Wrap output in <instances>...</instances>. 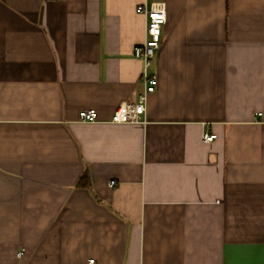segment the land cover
<instances>
[{
    "label": "crops",
    "instance_id": "crops-1",
    "mask_svg": "<svg viewBox=\"0 0 264 264\" xmlns=\"http://www.w3.org/2000/svg\"><path fill=\"white\" fill-rule=\"evenodd\" d=\"M147 1L0 0V264H264V0H162L113 124Z\"/></svg>",
    "mask_w": 264,
    "mask_h": 264
},
{
    "label": "built area",
    "instance_id": "built-area-1",
    "mask_svg": "<svg viewBox=\"0 0 264 264\" xmlns=\"http://www.w3.org/2000/svg\"><path fill=\"white\" fill-rule=\"evenodd\" d=\"M137 12L146 18V42L135 47L134 56L144 64L145 92L134 103H124L115 111L111 122L113 124H137L144 121L147 112L148 96L156 91L158 78L149 75L148 69L152 65L158 50L162 44L163 30L168 22L167 3L162 0L147 1L137 8ZM79 120L83 123H93L98 120L96 110H84L79 114ZM217 138L214 134L206 133L203 137L205 142H213ZM116 182H111L114 187ZM19 254V256H21ZM92 264L95 260L90 261Z\"/></svg>",
    "mask_w": 264,
    "mask_h": 264
},
{
    "label": "trees",
    "instance_id": "trees-1",
    "mask_svg": "<svg viewBox=\"0 0 264 264\" xmlns=\"http://www.w3.org/2000/svg\"><path fill=\"white\" fill-rule=\"evenodd\" d=\"M80 182H81V184H84V185L90 184V178H89L88 174L85 175L84 178Z\"/></svg>",
    "mask_w": 264,
    "mask_h": 264
}]
</instances>
